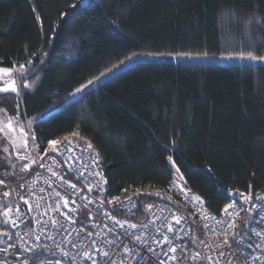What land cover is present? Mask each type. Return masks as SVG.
<instances>
[{"label": "trees", "instance_id": "16d2710c", "mask_svg": "<svg viewBox=\"0 0 264 264\" xmlns=\"http://www.w3.org/2000/svg\"><path fill=\"white\" fill-rule=\"evenodd\" d=\"M248 52L264 55V0H0V67L26 66L22 120L41 146L91 143L109 198L176 176L214 215L232 190L264 194V64L138 61L71 99L135 54Z\"/></svg>", "mask_w": 264, "mask_h": 264}, {"label": "built area", "instance_id": "2783aa9c", "mask_svg": "<svg viewBox=\"0 0 264 264\" xmlns=\"http://www.w3.org/2000/svg\"><path fill=\"white\" fill-rule=\"evenodd\" d=\"M24 122L31 142V168L15 182L0 185V212L5 210L4 205H10V219H15L17 207L24 215L15 225L4 223L3 216H0V232L8 233L7 236L0 235V248L16 245L8 253L0 252V260H6L7 264H22L25 260L27 264H92V260L96 264H111L112 260L116 264H160L165 257L154 253L169 247L159 243L162 235H167L171 246L177 249L175 254L169 252V255L180 257L181 264H208L205 259L208 256L212 257V264H226L229 258L231 264H264V253L256 247L257 243H264V194H255L249 189L243 193L247 195L251 191L252 197L245 201L240 197L241 192L232 190L226 204L232 207L225 212L224 206L219 215L212 214L207 201L177 179L170 181L165 190L146 188L116 199L109 198L104 172L99 159L98 164L93 163L97 156L92 148L88 149L89 143L69 136L59 140L56 145L58 151H54L49 144H37L31 134L29 120ZM68 140L75 144L73 153L66 151ZM69 155L73 157L72 161L68 160ZM96 172L100 175H95ZM69 182L76 188L72 189ZM4 192L9 196L5 197ZM21 196L29 200L33 211L28 210L29 205L23 203ZM195 197H200L204 203ZM143 198L147 203L141 212ZM110 200L111 204L108 203ZM37 203L41 205L39 209L35 208ZM58 205L60 212L55 211ZM105 212L109 215L106 216ZM66 217H71V220ZM110 217L122 222L123 227ZM174 217L180 218L179 224ZM55 220H59L63 227H53L52 221ZM229 223L237 226L234 232L228 228ZM133 224L137 227L129 226ZM168 225L172 226L173 232L167 231ZM225 229H228L229 236L226 247L223 245ZM37 236L39 240H36ZM136 236L141 239L135 240ZM152 239L158 242L151 243ZM113 240L115 244L106 242ZM93 242H96L95 247ZM217 246L225 251L223 259L218 258ZM28 248L35 249V252L27 251ZM149 248L154 251H149ZM104 251L109 255L104 256ZM65 252L68 255H64ZM84 253L92 259H86ZM196 253L200 256L193 259Z\"/></svg>", "mask_w": 264, "mask_h": 264}, {"label": "rangeland", "instance_id": "374dc122", "mask_svg": "<svg viewBox=\"0 0 264 264\" xmlns=\"http://www.w3.org/2000/svg\"><path fill=\"white\" fill-rule=\"evenodd\" d=\"M196 56V55H193ZM173 60L175 62L184 61V62H199V63H219V64H264V61L256 60L253 61L247 58H241V56H199L198 58H186V57H178L177 55L170 56H158L154 54H146L139 53L131 56V59H126L123 63H119L110 69L104 71L103 76H99L93 81L92 84L87 83L85 88H83L79 93L74 92L71 96V99H76L80 97L85 91L97 86L100 82L107 79L108 77L114 75L120 70L132 65L138 61H161V60ZM110 70V71H109ZM20 68L14 70V75L12 76H4L0 78V87H7L8 84L12 81H15V86L18 91V95L16 93L8 92H0V95H4L6 97V103L10 105L12 98L14 100V113H10L8 110H5L0 107V122L6 123L9 118H13L15 131L9 133L5 128L4 131L0 132V179L5 182H9L8 180L14 179L15 181L25 176L30 168H31V142L28 136V132L26 129L25 122L22 120L20 115ZM24 71V70H23ZM10 101H9V100ZM2 102V98H0V103ZM16 102V103H15ZM37 119L29 120L28 125L30 130L32 131V127ZM2 126V125H0ZM21 129H23V133H21ZM74 137V136H72ZM12 140H15L16 149L13 150ZM7 148L8 151L4 149ZM21 156L27 157V159H20ZM29 164L30 167L28 170H23V165ZM176 179L180 180V177L176 176ZM11 181V180H10ZM2 185V184H0ZM4 204V203H3ZM2 204V205H3Z\"/></svg>", "mask_w": 264, "mask_h": 264}, {"label": "snow or ice", "instance_id": "6c2138e0", "mask_svg": "<svg viewBox=\"0 0 264 264\" xmlns=\"http://www.w3.org/2000/svg\"><path fill=\"white\" fill-rule=\"evenodd\" d=\"M33 55H35V53H33ZM201 55L202 56H207V53L196 54V56H193V54H191V53H178L177 54L178 57H186V58H189V59L198 58ZM241 58H247V59H251L253 61H256V60L264 61V55L257 56V55H254L252 52H248L246 57L243 54H241ZM128 59H131V57H129ZM28 63L30 64L32 62L31 61H28ZM121 63H123V61ZM25 67H26L25 65H20V70H21L20 71V76L21 77L23 76V70L25 69ZM12 75H14V71H13L12 68H3V67H0V78H2L4 76H12ZM103 75H104V73H101V76H103ZM88 83L89 84H92L93 81L90 80V81H88ZM24 87L27 88V87H29V85L28 84H25ZM85 87L86 86L82 85L81 88H77L75 91L77 93H79ZM8 91H10L12 93H16L18 95V91H17V88L15 86V81L10 82L7 87H0V92H8ZM0 125H2V126H0V132L4 131L5 128L8 130L9 133H12V132L15 131L14 123H13V118H9V120L6 123L0 122ZM21 133H23V129H21ZM73 135H77V133H73ZM33 139H35V137H33ZM48 143H49L50 148L52 150L58 151V149L56 148V145L60 143L59 141L50 140ZM61 146H65V145H61ZM12 147H13V150L16 149L15 140H12ZM87 147H88V149H91L92 148V144L89 143ZM74 149H75L74 142L72 140H68L66 142V151L68 153H73L74 152ZM4 150L5 151H8L7 148H5ZM20 159H27V157L21 156ZM72 159H73V157L71 155H69L68 160L69 161H72ZM168 159H169V161H171L172 160V157H168ZM32 162L34 163L35 161H32ZM93 163L94 164H98V158H94ZM29 167H30L29 164H24L23 165V170H28ZM41 167H43V165H41ZM69 167H70V165H69ZM177 171H179V169H177ZM80 174L83 175V173H80ZM53 175H57V174L56 173H53ZM95 175L99 176L100 173L99 172H96ZM60 179H63V177H60ZM104 182L106 183V181H104ZM0 184H4V181L3 180H0ZM69 186L72 189H75L76 188V185L75 184H71L70 182H69ZM20 187H24V185H20ZM49 187H51V185H49ZM41 191H43V190H41ZM89 191H91V187H89ZM3 195L5 197H8L9 196V193L8 192H4ZM56 195L59 196L60 194L59 193H56ZM240 197L242 199H244L245 201H248V200L251 199L252 193H251V191H249L248 194L246 195L245 193L241 192L240 193ZM20 199L23 201L24 204L29 205L28 210L30 212L34 210L33 209V206L29 203V200L24 199L23 196H21ZM61 199H63V197H61ZM114 199H116V198H114ZM194 199L197 200V201H199L201 204L204 203V201L201 200L200 197H195ZM73 203H75V201H73ZM88 203H91V201H88ZM108 203L111 204L112 201L110 200V201H108ZM40 206H41L40 203H37L35 205V208L36 209H39ZM65 206H66V204H65ZM230 207H232V205H225L224 211L227 212V210ZM253 207H255V205H253ZM4 209H5L4 211L0 212V216H3V218H4V221L3 222L6 223V224L7 223H11L12 225H15L16 222H17V220H19L20 217L24 215V213H22L20 211V209L17 207L16 208V217H15V219H10V217L12 216V208H11V206L10 205H4ZM55 211L56 212H60V206L59 205L55 208ZM98 211H99V209H98ZM41 214H43V213H41ZM60 214L61 215H64V213H60ZM104 214L106 216L109 215L107 212H105ZM229 215H231V213H229ZM66 218L68 220H71V217H66ZM110 218H112L116 224H119L121 227H123V223L122 222L116 221L114 217H110ZM174 219H175V222L177 224L180 223V218L174 217ZM44 223L47 224L48 221H45ZM218 223H221L222 224V223H224V221H218ZM52 224H53V227H55L57 225H59L60 227H63V225L61 224V222L59 220L52 221ZM129 226L132 227V228H136L137 227V225H134V224L133 225H129ZM205 227H207V225H205ZM236 227L237 226L235 225V223H229V225H228V228L231 229L233 232L236 230ZM32 231H35V230L33 229ZM41 231H43V227L41 228ZM111 231H112V229H109V232H111ZM167 231L168 232H173L174 229L172 228L171 225H168ZM213 233L215 234V231L214 230H213ZM0 235L7 236L8 233L7 232H0ZM25 235H27V233H25ZM89 235H91V233H89ZM257 235L259 236L261 234L260 233H257ZM134 239L135 240H140L141 237L140 236H136ZM22 240H23V238L21 237V241ZM36 240H39V236L36 237ZM106 242L107 243H110V244H115V241L114 240L113 241H106ZM157 242L158 241L156 239H152V241H151V243H157ZM145 243H148V241H145ZM159 243L168 244L169 245V247L166 250H162V252H159V253H154L156 256H163V257H165V259H161L160 260V264H168L169 261H172L173 264H181V258L180 257H177L176 255H171V256L169 255V252L175 254L177 249H176V247L171 246V242H170L169 237L167 235H162V239L159 241ZM201 243H204V242L201 241ZM223 245L225 247L229 245L228 229H225L224 230V241H223ZM73 246H75V245H73ZM93 246L94 247L96 246V242H93ZM15 247H16V245L9 244L7 248H0V252L8 253V251H9L10 248H15ZM37 247H40V246L37 245ZM57 247H58V245H57ZM124 247L127 248L128 246L125 245ZM256 247L258 249H260L262 253H264V243H257L256 244ZM217 248L219 249V251H218V258L219 259H223L225 257V251L220 246H217ZM26 250L29 251V252H35V249H33V248H28ZM216 250L217 249H212V251H216ZM149 251H154V250L151 249V248H149ZM181 251H183V250H181ZM63 254L64 255H68V253H66V252L63 253ZM103 255L104 256H108L109 253L107 251H104L103 252ZM199 256H200V253H196V255H195V257H193V259H196ZM84 257L86 259H92L91 256L88 253H84ZM205 259L208 261V264H212V257L211 256L205 257ZM0 264H7V261L6 260H0ZM22 264H27V261L26 260L23 261ZM92 264H96V261L95 260H92ZM111 264H116V261L115 260H112L111 261ZM226 264H231V259L230 258L226 261Z\"/></svg>", "mask_w": 264, "mask_h": 264}, {"label": "crops", "instance_id": "0c3cea01", "mask_svg": "<svg viewBox=\"0 0 264 264\" xmlns=\"http://www.w3.org/2000/svg\"><path fill=\"white\" fill-rule=\"evenodd\" d=\"M1 180V179H0Z\"/></svg>", "mask_w": 264, "mask_h": 264}]
</instances>
